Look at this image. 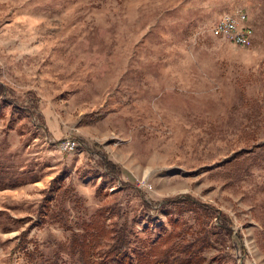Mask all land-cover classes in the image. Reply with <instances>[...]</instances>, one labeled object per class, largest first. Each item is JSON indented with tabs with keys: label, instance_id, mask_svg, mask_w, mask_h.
I'll list each match as a JSON object with an SVG mask.
<instances>
[{
	"label": "rangeland",
	"instance_id": "rangeland-1",
	"mask_svg": "<svg viewBox=\"0 0 264 264\" xmlns=\"http://www.w3.org/2000/svg\"><path fill=\"white\" fill-rule=\"evenodd\" d=\"M237 12L248 47L212 33ZM0 86V171L39 178L0 189V264H30L14 248L58 175L70 225L117 206L132 258L170 229L159 204L191 195L242 235L207 258L264 264V0H0ZM14 105L30 112L13 122ZM70 238L32 230L34 264H77Z\"/></svg>",
	"mask_w": 264,
	"mask_h": 264
},
{
	"label": "trees",
	"instance_id": "trees-1",
	"mask_svg": "<svg viewBox=\"0 0 264 264\" xmlns=\"http://www.w3.org/2000/svg\"><path fill=\"white\" fill-rule=\"evenodd\" d=\"M4 93L5 88L0 86V96ZM13 109L17 114L13 122L30 112V109L16 105ZM17 130L19 134H23L21 129ZM235 158V162L242 164V167L249 160L239 161V157ZM102 165L108 171L104 178L115 177L120 173V168L111 161H104ZM84 176H89V173L86 172ZM37 182L39 178L36 174L9 175L0 171V189ZM96 192L99 196L108 195L107 192L103 194L102 187ZM72 193L71 186L58 175L44 191V199L37 211V217L26 219L29 225L19 235V242L14 251H24L30 264L38 260L40 253L38 249L36 251L28 249L32 243L29 234L34 229L44 228L50 224H58L71 231L68 250L71 256L77 259V264H221L224 256L216 254L207 258L206 252L215 249L217 244L224 250L226 243L236 237L241 244L243 242L242 235H235L233 228L228 225L227 214L191 195H182L159 204V209L170 229L158 237L154 244L144 251L135 253V258H132L127 254L130 248L129 226L127 222L120 224L118 221L120 209L117 206L103 207L90 221L81 225V230L76 231L70 225L64 208ZM145 204L148 208L151 207L148 203ZM112 239H114L112 246L100 255L103 243ZM51 264L60 263L55 259Z\"/></svg>",
	"mask_w": 264,
	"mask_h": 264
},
{
	"label": "built area",
	"instance_id": "built-area-1",
	"mask_svg": "<svg viewBox=\"0 0 264 264\" xmlns=\"http://www.w3.org/2000/svg\"><path fill=\"white\" fill-rule=\"evenodd\" d=\"M248 17L243 12L227 14L221 17L212 29V33L217 37H223L231 42L248 47L251 44V31L248 26ZM75 144L72 141L62 143L64 151L73 150Z\"/></svg>",
	"mask_w": 264,
	"mask_h": 264
},
{
	"label": "bare ground",
	"instance_id": "bare-ground-1",
	"mask_svg": "<svg viewBox=\"0 0 264 264\" xmlns=\"http://www.w3.org/2000/svg\"><path fill=\"white\" fill-rule=\"evenodd\" d=\"M230 41V40H229ZM233 43V42H232Z\"/></svg>",
	"mask_w": 264,
	"mask_h": 264
}]
</instances>
